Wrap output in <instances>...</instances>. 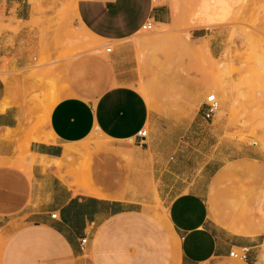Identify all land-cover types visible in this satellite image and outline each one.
Returning a JSON list of instances; mask_svg holds the SVG:
<instances>
[{"label":"crops","instance_id":"crops-1","mask_svg":"<svg viewBox=\"0 0 264 264\" xmlns=\"http://www.w3.org/2000/svg\"><path fill=\"white\" fill-rule=\"evenodd\" d=\"M3 18L22 29L1 40L0 59H9L12 72L28 69L39 44L30 25L34 6L0 0ZM74 18L114 49L107 58L85 54L50 66L43 77L56 79L57 89L44 122L19 93L21 79L0 73V264H171L169 243L157 258L161 230L179 243L178 264H258L264 152L232 157L224 146L210 160L213 120L204 117V103L190 118L188 108L167 118L138 89V35L148 22L169 25V7L161 0H77ZM165 120L169 130L160 133ZM146 127L150 137L141 144ZM90 138L109 145L92 153L89 184L77 188L50 164L77 157ZM157 204L166 208L171 232L148 214L146 206ZM244 248L247 261L231 257Z\"/></svg>","mask_w":264,"mask_h":264},{"label":"rangeland","instance_id":"rangeland-1","mask_svg":"<svg viewBox=\"0 0 264 264\" xmlns=\"http://www.w3.org/2000/svg\"><path fill=\"white\" fill-rule=\"evenodd\" d=\"M29 1L34 6L30 25L38 29L39 41L31 56L34 64L12 72L8 67L9 59H0L4 64L0 73L4 79L17 77L20 81H32L29 87L17 81V88L24 99L36 106L31 108L35 112L33 118L44 122L57 89L56 79L43 77L49 73L50 66L57 60L75 59L85 54L107 58L111 53L108 49L113 50L114 46L90 36L76 25L77 0ZM206 1L161 0L170 9L171 22L167 26L155 25L152 30H142L138 35L141 44L136 52L144 72L138 89L152 109L167 118L178 111L185 114L186 108L190 118L199 113L208 96L216 95L220 110L212 117L213 121L209 120L210 135L214 138L208 142V159L224 146H229L224 154L232 157L233 153L242 154L245 149L264 152V0H228L224 12L211 4L210 14L204 9ZM21 29L20 23L1 19L0 42L9 35L19 34ZM195 30L200 32L193 35ZM8 42L10 45V40ZM212 46L216 47L214 54ZM174 129L175 125L171 130ZM145 130L150 137L149 127ZM159 130L160 133L169 130L166 120ZM185 130L183 126L182 131ZM163 143L168 146V141ZM108 145L103 139L90 138L77 157L69 156L50 165L63 180L81 188L90 181L88 169L92 153ZM206 160L203 157V161ZM146 210L168 232L170 222L166 208L157 204L146 206ZM169 237L161 230L157 252L160 260L164 246L175 240ZM258 264H264V246L259 249Z\"/></svg>","mask_w":264,"mask_h":264},{"label":"built area","instance_id":"built-area-1","mask_svg":"<svg viewBox=\"0 0 264 264\" xmlns=\"http://www.w3.org/2000/svg\"><path fill=\"white\" fill-rule=\"evenodd\" d=\"M154 27V23L153 22H148L146 23V25L143 27V30H152ZM112 49L109 48L108 52H111ZM204 106V117L206 119H212V117H214L218 111L220 110V103L216 97V95H210L207 97L206 101L203 104ZM148 132L144 129L142 131H140L138 137H137V141L141 144H144L145 141L148 138ZM53 218L57 217V214L52 215ZM87 242V239H83L82 240V245H84ZM248 249L244 248L238 251H233L231 253V257H233L234 259L240 260V261H247L248 258Z\"/></svg>","mask_w":264,"mask_h":264},{"label":"bare ground","instance_id":"bare-ground-1","mask_svg":"<svg viewBox=\"0 0 264 264\" xmlns=\"http://www.w3.org/2000/svg\"><path fill=\"white\" fill-rule=\"evenodd\" d=\"M211 4H213L214 6L220 7L221 10L224 12L225 11V7L229 4V1L228 0H212V1H208L207 0L206 3H205V6H204V9H206L205 11L209 12V9L211 8L210 7ZM212 11H213V9H212ZM208 12L206 14H208ZM210 13L211 12H209V14ZM167 228H169L171 230V226L168 225ZM1 245H2V242H0V249H1ZM169 247H170V256H169V261L168 262H170L171 264H178L179 256H180V245H179V243L176 240H174L173 242L169 243Z\"/></svg>","mask_w":264,"mask_h":264}]
</instances>
